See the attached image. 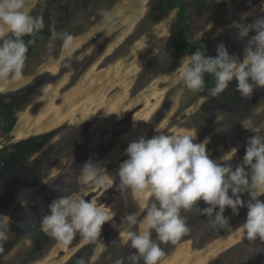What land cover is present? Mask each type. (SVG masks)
<instances>
[{
    "label": "rangeland",
    "instance_id": "1",
    "mask_svg": "<svg viewBox=\"0 0 264 264\" xmlns=\"http://www.w3.org/2000/svg\"><path fill=\"white\" fill-rule=\"evenodd\" d=\"M184 1L194 43H208L207 54L224 43L229 53L242 58V44L230 25L239 22L243 13L261 14V0ZM158 4L159 0H25L24 11L30 15L49 13L66 21L62 32L74 40L70 49L63 48L59 39L51 51L45 45L41 57L25 65L20 80L0 81V98L34 89L10 134L2 132L0 117V150L11 148L27 155L37 148L24 167L14 155L13 163L0 160V216L7 217L0 220V228L8 236L0 264L28 263L25 256L34 248L29 264H77L81 259L85 264H114L117 259L130 264L127 257L132 250L111 223L103 226L94 243L85 244L78 234L68 246L50 239L40 226L48 205L62 194L83 197L95 200L115 224L131 212L141 213L142 220L151 198L129 192L125 199L115 189L116 173L127 159L124 152L130 142L141 136L193 134L198 143L208 140L210 158L225 162L222 158L231 156L228 163L234 168L245 155L246 140L253 134L250 129L264 134V90L256 89L246 99L236 91L233 98L225 94L218 100L183 87L189 55L169 53L178 31V11L157 25L146 24L152 13L160 16ZM103 9L111 11L109 22L100 15ZM65 62L72 64L71 71L63 67ZM232 84L226 90L234 91ZM49 133L54 135L45 145L14 148ZM37 160L41 161L29 175L31 163ZM89 161L106 170L114 181L112 188L104 191L92 181L79 182L81 168ZM242 199L248 201L249 195ZM243 209L237 223L220 233L207 219L193 221L190 232L165 253L160 264H264V251L252 254L254 245L238 230L247 214H240ZM135 230L142 233L148 228L140 223Z\"/></svg>",
    "mask_w": 264,
    "mask_h": 264
},
{
    "label": "clouds",
    "instance_id": "2",
    "mask_svg": "<svg viewBox=\"0 0 264 264\" xmlns=\"http://www.w3.org/2000/svg\"><path fill=\"white\" fill-rule=\"evenodd\" d=\"M24 8L25 0H0V81L23 77L29 46L36 43L45 27L43 17H34ZM100 15L109 22L112 14L103 9ZM249 17L251 21L246 22ZM230 27L236 30L235 38L242 44V58L229 53L224 43L216 45L215 56L197 49L185 58V89L203 92L205 77L211 76L214 86L208 89V95L213 98L220 97L233 81L242 99L250 98L256 89L264 90V11L254 17L250 12L243 13L240 21H233ZM57 39L63 48L70 49L74 37L53 31L50 51ZM63 67L72 70L70 62ZM250 131L253 134L246 140L245 155L234 168L228 163L231 156L223 157L225 162L210 158L208 140L198 143L193 134L141 136L125 149L127 159L119 164L115 189L125 199L129 192L151 198L144 205L142 220L141 213L131 212L115 224L95 200L62 194L48 205V214L40 221L41 229L50 239L68 246L77 234L85 244L96 242L103 226L111 223L132 250L127 257L130 264H160L165 256L161 245H175L190 232L182 213L204 216L213 230H220L231 228L230 218L224 215L226 209L237 216L239 209L246 207V218L238 230L254 245L252 254L264 251V200L259 199L264 196V134L258 128ZM78 179L81 184L92 181L104 191L114 182L106 170L91 161L82 166ZM245 193L249 195L246 202L242 199ZM6 218L0 216V220ZM140 223L146 224L148 230L136 231ZM7 240L6 231L0 228V253ZM77 264L85 261L81 259ZM114 264H124V260L117 259Z\"/></svg>",
    "mask_w": 264,
    "mask_h": 264
},
{
    "label": "trees",
    "instance_id": "3",
    "mask_svg": "<svg viewBox=\"0 0 264 264\" xmlns=\"http://www.w3.org/2000/svg\"><path fill=\"white\" fill-rule=\"evenodd\" d=\"M195 2L197 4H204L206 3V0H195ZM158 6H159L158 12L160 16L154 17L152 13L149 16L148 22H146V24L150 23L151 26L157 25L165 17H167L171 12L175 10L178 11L177 13L178 31L170 45V50H169L170 55L172 56H178V55H183V54L190 55L192 52L196 51L197 49L201 51L206 50V52L208 51L209 49L208 43H194L191 40L190 35L192 32V27H191L189 15H188L187 4L185 3L184 0H159ZM43 21H44L45 27L39 33V38L36 40V43L34 45L29 46L28 52L26 54L27 59H26L25 65L28 64L33 59H38L41 57V52L43 48L45 47V45H48L50 43V37L53 31L62 32V30L65 27H67L66 21L62 20L61 18L53 19L49 13H46L43 16ZM207 55L215 56L216 51L213 50V52ZM205 85L206 86L203 92H197V94H199L200 96L208 95V89L214 86V78H212L211 76H206ZM234 86H235V82L230 86V88ZM32 88L33 87L25 88L19 91L10 92V93H7L6 95H3L0 98V117L3 120L2 125H1V130L5 135L10 134L14 130L17 124V116H16L17 113L22 110V108L30 101L31 97L34 94V89L32 90ZM225 94H227L225 98H227V96L233 98L236 94V90L234 91L225 90V92L221 96H224ZM216 99L220 100V97ZM221 101L223 102V104L228 102L225 99H221ZM53 135H54L53 133L41 135L31 140H27L24 143L15 144L14 148H19L22 146L30 147V146H33V144L42 146L48 143ZM36 150L37 148L30 151L27 155H24V153H21V154H18L16 152L13 153L11 148L1 149L0 150V160L1 161L7 160L8 162L13 163L10 156L14 155L15 162H17L19 166L24 167L28 164V161L30 160L31 156L34 154ZM40 161L41 160H37L31 163L30 169H28L27 171L29 175L34 174L32 170L37 166V164ZM200 206L205 207L203 202H200ZM246 213H247V208L244 207V209L241 210L240 214L244 215ZM224 215L230 218V225L237 222L238 219L240 218V215L233 216L230 209H227ZM186 218H187L188 226H191L193 221H196V220L201 221L202 219L204 220L207 219L204 216H200L199 214L192 213V212L187 213ZM220 230L222 231L223 229H220ZM220 230H218L219 233L221 232ZM172 246H173L172 244L161 245L165 253L169 252ZM35 254H36V249L34 248L27 253V255L25 256V259L27 261L29 260L31 263L33 261L32 258L34 257ZM1 255L2 253H0V256ZM29 261L28 263L22 262L21 264H29Z\"/></svg>",
    "mask_w": 264,
    "mask_h": 264
},
{
    "label": "crops",
    "instance_id": "4",
    "mask_svg": "<svg viewBox=\"0 0 264 264\" xmlns=\"http://www.w3.org/2000/svg\"><path fill=\"white\" fill-rule=\"evenodd\" d=\"M237 223V222H236Z\"/></svg>",
    "mask_w": 264,
    "mask_h": 264
},
{
    "label": "flooded vegetation",
    "instance_id": "5",
    "mask_svg": "<svg viewBox=\"0 0 264 264\" xmlns=\"http://www.w3.org/2000/svg\"><path fill=\"white\" fill-rule=\"evenodd\" d=\"M235 224V223H234Z\"/></svg>",
    "mask_w": 264,
    "mask_h": 264
}]
</instances>
